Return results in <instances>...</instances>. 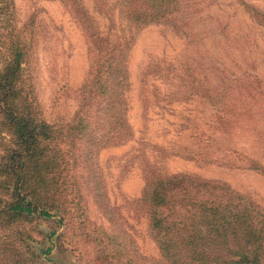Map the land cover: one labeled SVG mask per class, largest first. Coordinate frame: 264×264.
Here are the masks:
<instances>
[{
    "label": "trees",
    "instance_id": "1",
    "mask_svg": "<svg viewBox=\"0 0 264 264\" xmlns=\"http://www.w3.org/2000/svg\"><path fill=\"white\" fill-rule=\"evenodd\" d=\"M59 1L85 34L88 70L72 118L51 124L43 119L24 73L26 46L13 20L12 2L0 0V228L12 229L11 239L0 235V264H43L26 243L23 250L15 244L32 240V222L41 220L52 224L47 240L53 238L58 251L65 249L63 244L85 242V264H264V206L225 182L143 168L141 192L129 207L144 214L158 258L138 253L106 205L96 153L132 136L125 55L139 29L164 22L182 1L116 0L109 5L92 0L97 14L106 15L108 32L97 29L83 0ZM207 99L215 107L213 132L251 129L257 114L264 113V90L255 78H231ZM228 154L240 164L210 161L264 176V163L258 159L235 150ZM72 168L82 185L77 176L68 182ZM80 185L89 186L110 222L107 227L89 220ZM49 251L45 247L41 254ZM79 260L83 264L82 256Z\"/></svg>",
    "mask_w": 264,
    "mask_h": 264
},
{
    "label": "rangeland",
    "instance_id": "2",
    "mask_svg": "<svg viewBox=\"0 0 264 264\" xmlns=\"http://www.w3.org/2000/svg\"><path fill=\"white\" fill-rule=\"evenodd\" d=\"M105 1L110 5L116 0ZM181 1L178 11L164 22L145 26L133 36L125 55L126 113L132 136L96 153L113 221L144 257L158 258V252L147 234L144 214L134 212L129 202L139 196L147 166L161 174L184 172L225 182L264 206V176L210 161L230 159L239 165L228 154L235 150L264 163V113L257 114L251 129L213 132L215 107L207 99L208 93L221 90L234 77L255 78L264 90V0ZM11 2L15 26L26 46L24 73L33 99L48 123L69 121L78 108V87L88 70L85 34L59 0ZM83 2L97 29L108 32L106 15L97 14L92 0ZM68 174L72 184L78 174L73 168ZM77 179L82 185L83 179ZM81 185L89 220L107 227L110 222L89 186ZM32 225V240L15 244L23 250L26 243L43 264H81L79 256L83 264L88 260L85 242L74 247L63 244L65 249L58 251L53 238L47 240L52 224L41 220ZM0 235L11 239L12 229L0 228ZM45 247L50 251L44 255Z\"/></svg>",
    "mask_w": 264,
    "mask_h": 264
}]
</instances>
